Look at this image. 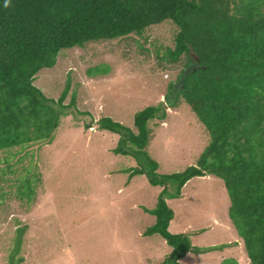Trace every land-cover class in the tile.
<instances>
[{"label":"rangeland","instance_id":"1","mask_svg":"<svg viewBox=\"0 0 264 264\" xmlns=\"http://www.w3.org/2000/svg\"><path fill=\"white\" fill-rule=\"evenodd\" d=\"M176 32L166 19L140 35L91 40L61 49L52 67L38 71L33 83L46 97H59L69 80L64 103L74 92L76 104L55 105L59 124L50 142L0 152V264H158L167 257L171 247L158 233L143 234L155 222L148 210L164 186L150 184L145 175L129 177L136 159L115 154L120 135L100 129L97 121L108 116L135 130V112L148 105L165 108L164 116L159 111L147 123L145 151L158 163L156 173L197 163L208 132L182 99L170 105L181 65L163 49L174 45ZM26 179L34 187L30 201L18 191ZM165 200L174 212L171 233L186 232L195 246H214L189 252L181 264H233V252L241 264H250L228 216L222 178L194 177L180 197ZM22 227L20 251L12 261Z\"/></svg>","mask_w":264,"mask_h":264},{"label":"trees","instance_id":"2","mask_svg":"<svg viewBox=\"0 0 264 264\" xmlns=\"http://www.w3.org/2000/svg\"><path fill=\"white\" fill-rule=\"evenodd\" d=\"M166 19L177 32L174 45L163 52L181 65L176 91L168 87L174 91L170 105L182 99L209 136L197 163L156 173L158 163L145 151L147 123L159 111L164 116L165 108L148 105L135 112V130L108 116L98 119V127L120 135L115 154L136 159L129 177L145 175L150 184L164 186L148 210L155 222L143 233H158L171 247L158 264H181L188 252L214 248L193 245L186 232L171 233L174 212L165 200L180 197L190 179L209 174L223 179L228 216L250 264H264V0H0V152L50 142L59 124L55 105L76 104L74 92L64 103L69 80L56 99L33 83L41 68L55 64L61 49L140 35ZM192 66L196 69L183 75ZM5 167L10 171L7 156ZM18 191L30 201L34 187L26 179ZM24 230L17 229L12 261Z\"/></svg>","mask_w":264,"mask_h":264},{"label":"crops","instance_id":"3","mask_svg":"<svg viewBox=\"0 0 264 264\" xmlns=\"http://www.w3.org/2000/svg\"><path fill=\"white\" fill-rule=\"evenodd\" d=\"M187 182H188V181H187ZM187 182H186V183H187ZM186 183L184 184V186L186 185ZM184 186H183V187H184ZM183 187H182V188H183ZM210 215H211V214H210ZM235 239H236V241H237V244H241L240 241L238 240L237 236H236ZM193 245H194V244H193ZM212 246H213V245H212ZM188 253H189V252H188ZM188 253H187V254H188ZM233 253H234V252H233ZM233 253L230 255V256H231L230 259H233V260H234V258H235L234 255H235V254H233ZM235 259H237V261L239 262V264H241V263H240V258H239V259H238V258H235Z\"/></svg>","mask_w":264,"mask_h":264},{"label":"water","instance_id":"4","mask_svg":"<svg viewBox=\"0 0 264 264\" xmlns=\"http://www.w3.org/2000/svg\"><path fill=\"white\" fill-rule=\"evenodd\" d=\"M196 68L194 67V66H192L190 69H185L184 71H183V75L184 74H188L191 70H195ZM180 81H182V77L180 78Z\"/></svg>","mask_w":264,"mask_h":264}]
</instances>
